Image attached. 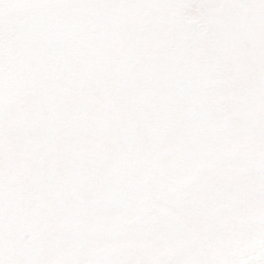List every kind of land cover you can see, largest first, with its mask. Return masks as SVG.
I'll list each match as a JSON object with an SVG mask.
<instances>
[{
	"label": "snow or ice",
	"instance_id": "1",
	"mask_svg": "<svg viewBox=\"0 0 264 264\" xmlns=\"http://www.w3.org/2000/svg\"><path fill=\"white\" fill-rule=\"evenodd\" d=\"M0 264H264V0H0Z\"/></svg>",
	"mask_w": 264,
	"mask_h": 264
}]
</instances>
